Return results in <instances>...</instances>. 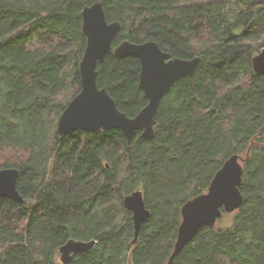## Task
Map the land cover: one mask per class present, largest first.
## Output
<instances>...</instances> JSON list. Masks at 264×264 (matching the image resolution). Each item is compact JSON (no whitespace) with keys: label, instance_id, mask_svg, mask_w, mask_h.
<instances>
[{"label":"trees","instance_id":"1","mask_svg":"<svg viewBox=\"0 0 264 264\" xmlns=\"http://www.w3.org/2000/svg\"><path fill=\"white\" fill-rule=\"evenodd\" d=\"M97 2L122 27L97 86L128 117L147 100L139 60L116 59V46L152 41L172 58L202 59L161 101L152 140L56 133L81 90L82 10ZM263 47L264 0H0V170H18L26 200L0 197V264H61L70 239L97 244L69 264H166L182 205L233 155L244 159L242 206L171 264H264V74L252 68ZM136 190L150 218L132 245L123 200Z\"/></svg>","mask_w":264,"mask_h":264},{"label":"water","instance_id":"2","mask_svg":"<svg viewBox=\"0 0 264 264\" xmlns=\"http://www.w3.org/2000/svg\"><path fill=\"white\" fill-rule=\"evenodd\" d=\"M82 33L86 38V47L79 64L81 78L80 92L68 103L58 119L56 133L63 138L74 131L96 133L103 130H119L130 144L137 131L148 140L154 137L156 115L161 101L171 88L184 78L192 76L202 59L172 58L160 49L155 42L141 44L124 41L113 49L116 59L137 58L140 62L139 88L147 104L134 117H128L119 111L108 92L97 86V65L102 63L111 51L114 39L121 32V24L108 23L102 2L82 10ZM253 72L264 74V47L252 59ZM244 159L239 155L228 158L214 175L206 193L185 202L181 209V223L173 251L166 264H171L179 252L191 242L204 227H214L223 214H232L243 204L240 191L243 176ZM19 172L17 169L0 170V197L18 203H26L17 190ZM126 211L132 215L134 245L139 237L142 225L150 218L143 193L136 190L123 200ZM97 242L70 239L63 244L58 255L61 264H69L76 256L89 252Z\"/></svg>","mask_w":264,"mask_h":264},{"label":"rangeland","instance_id":"3","mask_svg":"<svg viewBox=\"0 0 264 264\" xmlns=\"http://www.w3.org/2000/svg\"><path fill=\"white\" fill-rule=\"evenodd\" d=\"M232 215L231 214H223L220 219L216 222V227H226L230 224L231 222ZM58 259L59 256L57 255ZM60 260V259H59Z\"/></svg>","mask_w":264,"mask_h":264},{"label":"flooded vegetation","instance_id":"4","mask_svg":"<svg viewBox=\"0 0 264 264\" xmlns=\"http://www.w3.org/2000/svg\"><path fill=\"white\" fill-rule=\"evenodd\" d=\"M59 256V255H58Z\"/></svg>","mask_w":264,"mask_h":264}]
</instances>
